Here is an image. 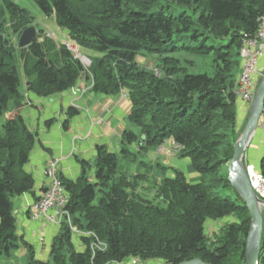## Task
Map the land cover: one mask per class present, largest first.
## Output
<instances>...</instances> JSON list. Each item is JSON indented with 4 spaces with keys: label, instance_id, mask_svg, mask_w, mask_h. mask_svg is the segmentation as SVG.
I'll return each instance as SVG.
<instances>
[{
    "label": "trees",
    "instance_id": "trees-1",
    "mask_svg": "<svg viewBox=\"0 0 264 264\" xmlns=\"http://www.w3.org/2000/svg\"><path fill=\"white\" fill-rule=\"evenodd\" d=\"M32 1L71 41L96 54L87 56L85 67L64 43L42 33L20 48L19 36L35 17L12 0H0V258L14 264L11 251L20 242L26 264H105L131 256L164 264L194 258L247 264L251 215L222 168L237 138L234 87L241 37L257 29L264 0ZM144 52L158 56L159 73L135 61ZM82 75L95 93L127 91L126 119L134 129L123 130L119 152L96 145L92 162L79 160L78 177L59 176L72 223L94 233L107 248L92 255L94 238L80 236L83 248L76 249L65 222L52 238L49 260L41 261L34 246L18 235L12 204L34 186L26 165L36 133L21 114L25 92L49 97L71 89ZM77 113L67 109L68 116ZM169 138L178 146L177 155L188 157L200 175L198 183H188L178 168L146 159L148 150ZM119 160L136 164L138 171L120 170ZM255 168L264 175V156ZM231 217L209 241L205 222ZM258 264H264L263 233Z\"/></svg>",
    "mask_w": 264,
    "mask_h": 264
},
{
    "label": "crops",
    "instance_id": "crops-1",
    "mask_svg": "<svg viewBox=\"0 0 264 264\" xmlns=\"http://www.w3.org/2000/svg\"><path fill=\"white\" fill-rule=\"evenodd\" d=\"M260 65L264 67V56L260 60ZM89 81L85 75H82L71 89L49 97H38L25 92L26 101L21 114L29 129L36 133V143L26 165L27 170L34 178V186L30 192L23 193L13 199L15 202L13 211L16 225L18 224V235L34 246L35 257L41 261L40 257L44 254L49 258V253H46V250H42V248L44 245H51L52 238L57 234L59 227L42 226L39 221L30 218L27 208L47 185L43 171L48 161L56 159L59 176L74 180L80 174L79 160L92 162L96 154V145L103 144L109 152L117 153L120 150L123 130L134 129L126 119L131 107L127 91H120L116 95L98 94L91 90ZM81 88L84 90L81 91ZM69 107L78 109V113L68 116L67 109ZM237 111L238 120L243 118L242 125L249 109L244 104L238 103ZM47 120H51V123H46ZM255 134L258 139L252 144ZM255 134L248 147L251 149L246 152V160L248 159V163L257 166L264 156L263 116L260 117ZM177 151L178 146L172 138H169L156 149L148 150L145 157L153 163L158 159H163L168 164L166 166L173 168L178 166L188 183H198L200 175L188 164L189 158L183 157L181 158L183 162H181L178 159ZM181 163H183V167H181ZM118 168L126 171L129 175L138 171L136 164L128 162L119 163ZM166 174L169 177L173 176L170 170ZM77 229L81 233L80 236H87L88 231L78 227ZM78 247L82 249L83 245L78 244ZM22 248L24 251L19 249L18 253L26 255L25 248ZM14 264H17L16 259Z\"/></svg>",
    "mask_w": 264,
    "mask_h": 264
},
{
    "label": "built area",
    "instance_id": "built-area-1",
    "mask_svg": "<svg viewBox=\"0 0 264 264\" xmlns=\"http://www.w3.org/2000/svg\"><path fill=\"white\" fill-rule=\"evenodd\" d=\"M66 47L73 52L74 57L80 58L83 66L87 67L89 65L90 60L86 56L80 55L76 47L68 43ZM263 56L264 15H261L258 18V27L254 33L243 32L239 47L241 65L235 82L234 94L236 104L242 103L248 109L250 108L258 83L264 73V67L260 65V60ZM83 90L81 88V91ZM262 116L264 117V98ZM243 162L252 189L260 199L264 200V175L256 170L254 164L246 162V154L243 157ZM57 167L58 162L56 159H50L48 161L43 171L47 185L40 195L28 206L27 210L30 218L39 221L42 226L51 225L60 227L62 223L66 222L71 233L80 236L81 233L77 229V226L72 223L70 212L66 207L69 202V196L59 178ZM87 236L94 238L91 242L92 255H94L96 249L104 250L107 248V244L104 241H99V238L94 233L87 232ZM153 262V264H164L163 261ZM108 264H151V262L146 263L139 256H131L120 260H112Z\"/></svg>",
    "mask_w": 264,
    "mask_h": 264
},
{
    "label": "water",
    "instance_id": "water-1",
    "mask_svg": "<svg viewBox=\"0 0 264 264\" xmlns=\"http://www.w3.org/2000/svg\"><path fill=\"white\" fill-rule=\"evenodd\" d=\"M36 36L34 26L25 28L18 39L20 48L28 46ZM264 98V73L258 83L257 90L251 102L245 124L233 144V155L227 162V179L231 186L237 191L244 205L250 212L251 221L247 236L245 239V257L247 264H258L262 233H263V216L264 200L260 199L252 189L245 172L243 157L252 142L257 125L259 123ZM141 137L137 140V145L143 142ZM178 264H212L205 262L200 258H194L183 261Z\"/></svg>",
    "mask_w": 264,
    "mask_h": 264
},
{
    "label": "rangeland",
    "instance_id": "rangeland-1",
    "mask_svg": "<svg viewBox=\"0 0 264 264\" xmlns=\"http://www.w3.org/2000/svg\"><path fill=\"white\" fill-rule=\"evenodd\" d=\"M12 1L19 4L21 7L26 8L27 10H29L31 12V14L34 15L35 20H34V24H32V26L34 25V27L36 29V34H41V33L43 35L46 34V35H49L50 37H54V39L57 43H64V44L68 43L70 45H73V47H76V49L80 55H84L87 57L88 55L96 54L95 52L84 49V48L80 47L79 45L75 44L73 41H71L70 38L67 37L65 30L56 24L54 18L44 15L40 11V9L33 3L32 0H12ZM78 60H80V58H78ZM158 60H159L158 56H156L154 54L147 53V52L139 53L135 58V61L140 66L146 67L147 69L154 70L155 72L158 71V68H157ZM195 63H196V66L199 65L198 60H195ZM189 71L190 72H197V70L193 67H190ZM20 78H21V80L25 79L22 71L20 73ZM6 115H8V113ZM242 119L243 118H239V120H238V127L236 129L237 137L242 130V129H238L241 126ZM256 139H258L257 135L255 136L252 144H254ZM250 149H251V147H250ZM250 149H247L246 152H248V150L250 151ZM181 158H183V157H178V159L181 160V162H183V159H181ZM158 162L161 163L162 165H168L166 162L163 161V159H158ZM246 162H248V159L246 160ZM119 163L123 164L125 162L119 160ZM188 164L190 165L189 160H188ZM181 167H183V163H181ZM177 168H178V166H177ZM222 169H225L224 171L227 174V165H226V168L223 167ZM157 171H158L157 166H154L152 169V173L154 174ZM230 193H231V198H233L234 197L233 193L232 192H230ZM98 197H99V194L97 193V196L95 198L96 201H97ZM12 204H13V209H14L15 208V206H14L15 202L13 201ZM262 216H263V220H264V209L262 211ZM232 220H233L232 217L230 219L222 218V219H216L214 221H211L210 219L207 220L205 222V230H206L207 236H209V241L214 240L215 233L219 230V228L221 226H223L226 222L227 223L231 222ZM17 226H18V224H17ZM263 234H264V225H263ZM72 241L74 242L76 249H79L78 244H81V242H80L79 236L77 234H72ZM99 241H103V240L99 239ZM22 247H23L22 243L19 242V248H15L11 251V254H12L11 257H12V259H14V258L16 259L17 264H26V261H27V255H24L21 252H20L21 254L18 253L19 249L22 252L24 251ZM42 250H46V253L47 252L49 253L50 245L49 246L44 245ZM40 258L43 261L49 260L48 255L46 256L45 254ZM111 261H108L105 264H108ZM144 261H146V263H150V262H151V264L154 263L153 260H144ZM155 261L157 262L159 260H155ZM5 262H9V260L6 257H1L0 258V264H4Z\"/></svg>",
    "mask_w": 264,
    "mask_h": 264
}]
</instances>
